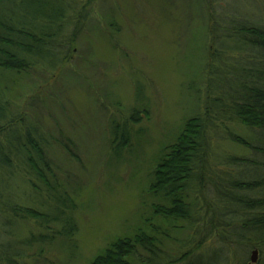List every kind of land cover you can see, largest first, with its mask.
<instances>
[{"label": "trees", "instance_id": "1", "mask_svg": "<svg viewBox=\"0 0 264 264\" xmlns=\"http://www.w3.org/2000/svg\"><path fill=\"white\" fill-rule=\"evenodd\" d=\"M94 2L0 0V72L20 76L38 66L56 72ZM258 2L235 6L233 14L211 12L203 88L189 85L201 109L183 122L148 177L151 204L143 197L142 206L151 216L140 214L131 233L110 241L90 264H253L254 251L256 264H264V0ZM2 83L0 264H30L31 250L56 241L75 254L76 184L50 157L61 142L22 114ZM143 115L148 111L133 108L120 123L110 120L114 160L126 157Z\"/></svg>", "mask_w": 264, "mask_h": 264}, {"label": "rangeland", "instance_id": "2", "mask_svg": "<svg viewBox=\"0 0 264 264\" xmlns=\"http://www.w3.org/2000/svg\"><path fill=\"white\" fill-rule=\"evenodd\" d=\"M215 1L218 6L213 10L209 2ZM246 1L259 4L258 0H95L83 34L56 72L41 66L20 76L0 72L17 109L61 142L50 157L77 188L78 250L71 255L56 241L31 250L30 264H90L110 241L129 235L140 214L151 216L150 208L142 206L143 197L150 201L148 177L183 122L201 109L197 91L189 85L203 88L206 35L214 26L211 12L233 14L235 6L245 8ZM133 108L148 115L135 126L137 134L126 157L116 161L108 125L112 119L120 123L117 119ZM238 130L243 133L242 127ZM228 147L245 153L233 144Z\"/></svg>", "mask_w": 264, "mask_h": 264}, {"label": "water", "instance_id": "3", "mask_svg": "<svg viewBox=\"0 0 264 264\" xmlns=\"http://www.w3.org/2000/svg\"><path fill=\"white\" fill-rule=\"evenodd\" d=\"M257 258H258V252L254 251L253 252V257H252V262L255 263Z\"/></svg>", "mask_w": 264, "mask_h": 264}]
</instances>
